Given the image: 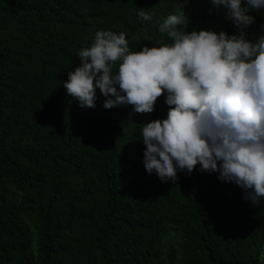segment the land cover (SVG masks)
<instances>
[{
	"label": "trees",
	"instance_id": "16d2710c",
	"mask_svg": "<svg viewBox=\"0 0 264 264\" xmlns=\"http://www.w3.org/2000/svg\"><path fill=\"white\" fill-rule=\"evenodd\" d=\"M181 7L183 31L239 34L210 0H0V264H264V206L241 188L199 165L146 172L140 129L166 118L163 95L135 113L99 90L82 108L63 87L97 31L132 52L171 44L158 24ZM249 14L256 41L264 9Z\"/></svg>",
	"mask_w": 264,
	"mask_h": 264
},
{
	"label": "clouds",
	"instance_id": "9594fccd",
	"mask_svg": "<svg viewBox=\"0 0 264 264\" xmlns=\"http://www.w3.org/2000/svg\"><path fill=\"white\" fill-rule=\"evenodd\" d=\"M210 5V12L226 10L238 35L183 31L182 7L158 24L171 44L132 52L125 33L99 30L79 51L80 65L63 87L82 108L95 107L99 90L105 109L131 105L135 113L153 112L163 95L166 118L140 129L146 172L175 181L178 172L191 174L199 165L200 172L241 188L252 205L264 206V35L249 41L244 31L255 20L249 13L264 9V0ZM137 16L152 19L142 8Z\"/></svg>",
	"mask_w": 264,
	"mask_h": 264
}]
</instances>
